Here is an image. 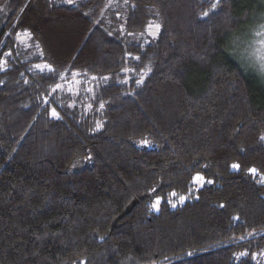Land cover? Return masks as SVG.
Segmentation results:
<instances>
[{
    "label": "trees",
    "instance_id": "trees-1",
    "mask_svg": "<svg viewBox=\"0 0 264 264\" xmlns=\"http://www.w3.org/2000/svg\"><path fill=\"white\" fill-rule=\"evenodd\" d=\"M263 22L264 0H0V264H264V77L235 40Z\"/></svg>",
    "mask_w": 264,
    "mask_h": 264
},
{
    "label": "rangeland",
    "instance_id": "rangeland-1",
    "mask_svg": "<svg viewBox=\"0 0 264 264\" xmlns=\"http://www.w3.org/2000/svg\"><path fill=\"white\" fill-rule=\"evenodd\" d=\"M157 32V27L152 26L148 29V34L153 36ZM236 45H242L247 43L245 50H243V57L245 63L250 67L256 74L264 77V22L261 24L246 25L239 34L235 37ZM197 177L202 178L199 174H195L192 181V191L202 187L206 181L202 179H196ZM209 183V182H208ZM189 197L181 196L174 198L170 197L171 205H180L188 200Z\"/></svg>",
    "mask_w": 264,
    "mask_h": 264
},
{
    "label": "snow or ice",
    "instance_id": "snow-or-ice-1",
    "mask_svg": "<svg viewBox=\"0 0 264 264\" xmlns=\"http://www.w3.org/2000/svg\"><path fill=\"white\" fill-rule=\"evenodd\" d=\"M213 7H214V6H213ZM205 15H208V13H205ZM55 115H56V113L53 112V116H55ZM261 139H264V137H262ZM232 167H233L234 169H236V168H239V165L233 164ZM250 171H251L252 173H255V172H256L255 169H251ZM196 179H202V178L197 177ZM158 203H159V201H157V204H158ZM153 207H155V205H153Z\"/></svg>",
    "mask_w": 264,
    "mask_h": 264
}]
</instances>
